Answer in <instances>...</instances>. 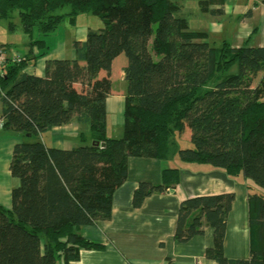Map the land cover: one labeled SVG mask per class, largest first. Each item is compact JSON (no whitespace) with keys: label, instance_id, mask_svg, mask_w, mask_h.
Returning a JSON list of instances; mask_svg holds the SVG:
<instances>
[{"label":"trees","instance_id":"trees-1","mask_svg":"<svg viewBox=\"0 0 264 264\" xmlns=\"http://www.w3.org/2000/svg\"><path fill=\"white\" fill-rule=\"evenodd\" d=\"M183 1L0 0V21L30 37L25 60L0 71L2 129L27 138L14 146L10 163L12 177L20 180L12 208L0 206V264H80L83 250H103L80 229L111 219L113 196L127 180L129 160H169L186 122L192 147L178 150L182 162L210 165L254 184L248 187L251 258L231 260L224 254L231 194L184 200L176 241L191 240L210 227L216 231L217 262L264 264V193L258 190H264V47L211 43L207 33L191 29ZM224 4L200 0L199 8L216 17ZM15 14L19 26L10 21ZM87 15L104 25L74 42V59L57 60L53 69L47 63L44 77L24 71L47 55V37L67 19L74 24ZM120 55L127 59L124 133L112 138L106 101ZM76 84L93 88L96 96L80 93ZM70 124L79 126L82 146L50 148L40 139ZM180 180L179 168L163 169L162 184L136 187L134 206L173 190Z\"/></svg>","mask_w":264,"mask_h":264},{"label":"crops","instance_id":"crops-1","mask_svg":"<svg viewBox=\"0 0 264 264\" xmlns=\"http://www.w3.org/2000/svg\"><path fill=\"white\" fill-rule=\"evenodd\" d=\"M199 1H183L191 29L207 33L208 41L217 45L226 41L235 48L247 42L252 47H264V0H225L223 14L216 17L202 13ZM68 26L75 31L72 36L74 42L86 39L89 28L85 24L79 27L74 22ZM102 27L101 24L98 29ZM74 42L67 49L62 41L57 46L50 45L52 48L46 41L49 47L47 55L30 63L24 71L44 77L47 63H51L53 69L57 60L76 57ZM9 45L8 50L18 54L11 43ZM38 52V48L34 47L33 55ZM118 60L121 61L117 64ZM126 65L124 55L117 57L112 65V94L106 101L108 135L112 138H121L124 133ZM261 78L262 73L255 84ZM75 88L89 98L97 94L87 85L76 84ZM24 139L27 138L22 133L0 128V206L6 209L12 208V191L20 186V180L13 178L10 172L14 146ZM40 139L47 147L64 150L75 148L82 141L80 128L75 124L56 127L42 134ZM168 168L181 170L180 183L171 191L147 197L140 207H135L133 197L136 187L143 182L162 184V171ZM249 186L250 181L245 178L231 179L210 165L184 163L177 157L166 161L131 158L127 180L113 196L111 219L80 229L85 238L104 246L100 251L83 250L80 264H220L215 260L217 237L213 228L205 227L202 234L186 242L180 243L175 239L181 203L191 197L218 194L234 197L227 220L224 254L231 260H249Z\"/></svg>","mask_w":264,"mask_h":264},{"label":"rangeland","instance_id":"rangeland-1","mask_svg":"<svg viewBox=\"0 0 264 264\" xmlns=\"http://www.w3.org/2000/svg\"><path fill=\"white\" fill-rule=\"evenodd\" d=\"M10 21L14 22L16 25L19 26L20 25L19 15L15 14V16ZM68 22L69 20L67 19L66 23L62 24V26L59 27L52 35L47 37L46 41L49 44V46L50 45L57 46V44H59L60 41H62L65 44L64 46H66L67 49H69L73 45L75 39L73 40L72 36L75 33V31L68 26L69 24L66 25ZM76 22L77 25H79V27H82V25L85 24L89 29H93V30H98L99 25L101 24L102 26L104 25L103 22L98 17L92 15L78 17L76 19ZM33 36L35 39L39 37L37 30H35ZM28 41H30V37H28L20 27H18V29H16L15 31H13L10 30V24L8 20L0 21V45H6L11 43V45L14 47L15 52L25 56V54L29 52V48L27 45ZM120 61L121 60H118L117 64L120 63ZM2 94L3 93L0 88V100ZM186 126L187 127L185 128V130L176 133L174 144L172 145L171 158L169 160L175 157L178 158L179 149H187L192 147V144L190 143L191 128L188 122H186ZM83 144L84 142L81 141L79 145H76V147L82 146ZM202 165H206V164H202ZM250 184L254 187L252 181H250ZM258 190L264 193V190H261V188L260 189L258 188Z\"/></svg>","mask_w":264,"mask_h":264},{"label":"built area","instance_id":"built-area-1","mask_svg":"<svg viewBox=\"0 0 264 264\" xmlns=\"http://www.w3.org/2000/svg\"><path fill=\"white\" fill-rule=\"evenodd\" d=\"M24 60L25 58L23 55L11 53L8 48L0 46V71H3L10 63L21 64ZM0 128H2L1 123Z\"/></svg>","mask_w":264,"mask_h":264},{"label":"water","instance_id":"water-1","mask_svg":"<svg viewBox=\"0 0 264 264\" xmlns=\"http://www.w3.org/2000/svg\"><path fill=\"white\" fill-rule=\"evenodd\" d=\"M105 144H103V146H104Z\"/></svg>","mask_w":264,"mask_h":264}]
</instances>
